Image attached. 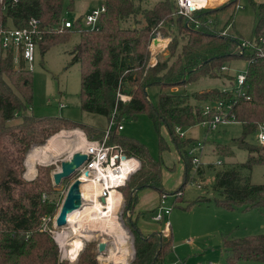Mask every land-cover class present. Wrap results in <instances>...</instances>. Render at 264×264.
Masks as SVG:
<instances>
[{
    "label": "trees",
    "instance_id": "1",
    "mask_svg": "<svg viewBox=\"0 0 264 264\" xmlns=\"http://www.w3.org/2000/svg\"><path fill=\"white\" fill-rule=\"evenodd\" d=\"M73 1L65 7V0L0 3V30L24 29L31 19L36 20L34 42L42 58L52 47L67 43L74 32L79 33V42L70 51L72 63L79 65V106L82 112L100 116L107 124L93 127L60 117L26 114L33 103L32 71L21 58L15 63L13 49L4 50L0 46V264H71L61 259L53 236L60 197L49 169L38 167L34 180L24 178L25 160L30 150L45 145L62 130L80 129L91 141H102L112 120L133 121L144 114L157 132L159 152L169 150L160 134V129L165 127L167 139L184 162L185 178L183 176L180 187L183 188L193 168L187 149L191 139H180L175 128L187 129L202 121V109L208 103L233 100L231 116L241 125V136L232 141V146L221 145L227 149L217 150L216 154L229 159L236 156L238 162L223 164L215 171L212 199L201 196L205 198L198 197L184 208L211 202L225 211L264 209V182L252 184L250 181L252 168L264 166V145L252 142L258 124L264 122V4L248 0L254 20L250 32L244 36L233 26V15L223 27L219 25L220 13L237 6L238 0H230L220 8L198 10L192 20L177 16L175 3L159 1L151 9H142L146 22L143 27L125 24L141 11L142 0H103L105 12L96 28L83 27L80 18L72 22L71 28H62L64 8L71 11ZM232 27L235 29L230 33ZM153 31L170 38L171 42L167 57L158 58L151 67L148 46ZM260 39L263 43H259ZM243 40L255 43L260 51L242 49ZM238 59L248 63L243 93L239 96L232 90L212 89L192 96L164 91L183 87L201 77L224 79L226 75L221 68ZM150 87L159 89L156 105L148 97ZM121 96L129 99L123 102ZM17 119L20 122L13 124ZM119 135L112 131L106 144L116 145L125 156L140 162V169L118 190L123 192L124 213L135 212L141 191L151 190L159 197L178 191L165 190L160 158L153 159L145 145ZM216 149L213 147L212 152ZM213 166L208 164L210 168ZM202 171L200 165L197 178H202ZM25 177L28 178L26 174ZM66 184L67 181L65 187ZM128 226L134 238V258L130 264H164L172 252V235L166 238L156 232L144 235L132 221ZM222 249L227 264L264 263V234L241 239L225 235ZM97 257L93 250L84 248L72 264H99Z\"/></svg>",
    "mask_w": 264,
    "mask_h": 264
},
{
    "label": "rangeland",
    "instance_id": "2",
    "mask_svg": "<svg viewBox=\"0 0 264 264\" xmlns=\"http://www.w3.org/2000/svg\"><path fill=\"white\" fill-rule=\"evenodd\" d=\"M69 1L70 0H65L64 7ZM159 1L164 0H142L141 6L139 7L141 11L136 15L135 19L131 18L129 19V23L125 24L128 26L143 27L146 22L142 9H151L152 6ZM213 2L208 5L209 0H206L205 6H208L204 9L223 7L229 3L230 0H215V2ZM169 3L176 4V0H169ZM101 6H104L103 0H74L73 9L71 11H68L64 8L63 18L65 21L70 22H74L76 19L80 18L82 21V26L86 27V16L90 15L93 10L99 9ZM231 15H233L234 20L233 26L236 27L240 34L244 36L247 35L253 26L254 20V12L249 4V1L238 0L237 6H233L232 8L220 13L219 16L221 17L219 19L221 21L219 25L223 27L224 23L227 22L228 17ZM232 22L233 21H231V23ZM62 28H64L63 24ZM233 29L235 28H230V33H232ZM174 31L176 32L175 29ZM152 33L154 36L152 37L148 46L150 53L148 65L151 67H153L152 59L157 60L158 58L161 59L167 57V54H169L167 48L171 42L170 38L162 36L163 34L161 35L158 33V31H153ZM78 42L79 33L74 32L67 43L52 47L43 56V58L35 50L34 61L32 62V65L26 64L23 58L20 55H16L13 51L15 63L17 64L19 58H21L25 63V67L32 71L33 103L31 108H27L26 114L33 115L35 117H60L68 120L69 122L82 123L93 127H105L107 124L104 118L84 113L81 111L79 106V65L72 63V55L70 54V51H72L73 47ZM247 64V61L244 59L227 62L225 64L227 70L224 72V74L231 79L226 76L224 79H209L201 77L195 82L189 83L183 87H175L176 90L175 88H170L165 89L164 91L166 93L189 96H192L194 93H200L212 89L230 92L231 88L235 86V78L237 75L246 71ZM28 66L31 67L29 68ZM147 92L152 104L156 105L158 101L159 89L157 87H150ZM125 98L123 102L129 99L127 97ZM191 102L195 104L193 100H191ZM18 122H20V119L15 120L13 124ZM112 122L113 126L115 125V127L118 125L123 126V130L118 132V134L127 138H132L142 143L146 146L150 156L153 159H161L163 164V186L168 191L173 192L178 190L177 192H181L183 194L182 198L176 202L175 199L171 197H169L166 201V206H171L173 203L176 206L171 209L170 215L168 217L173 247L172 252L165 259L164 264H227L225 260V253L222 249V240L225 235H230V238L233 239H241L247 236L264 234V209L248 211H225L216 206L207 207L206 205H192L187 209L184 208L187 203L194 201L198 197L201 199L205 197L212 199L215 196V193L212 190L215 171L221 168L223 164L228 165L231 162H238V158H236V156V159H229V157H223L221 155H217L216 153L217 150L227 149L226 147H221V145L232 146V141L241 136L242 130L239 123L230 122L227 124H221L217 131L209 134L205 133V131L198 126L183 129L185 138L191 139V144L187 148L188 151L192 150L193 153L198 156L201 154L200 162L201 166H203V176L202 178H197L196 173H194V168H191L187 176L189 179L186 177V180L184 181V187L180 188L183 184V176L185 178V164L180 159L177 150L167 139L168 134L165 127L160 129V134L168 143L169 150L161 154L158 147L157 132L151 120L146 115L142 114L133 121H116L115 119ZM73 131H79L81 133L80 136L84 143L85 141H91V139H89L80 129L62 130L56 133L51 138L57 136L60 133L64 135V137L60 138L61 146L54 153H51L46 158H44V161H42L41 159L43 158H41L33 165L35 170L34 177H25L27 172L25 165V180H34L37 175V168L42 167L49 169L53 184L52 176L54 173L60 170L61 163L69 160L73 154L81 152L79 151L80 146L76 145L78 143L77 138L72 136ZM50 139L47 140L45 145ZM252 142L256 143L254 138ZM43 146H39L40 148L34 147L32 150H40ZM213 147L214 149H218L212 152ZM32 150H30V152ZM41 161L43 163H41ZM210 163L214 165L213 168L208 167V164ZM75 178L76 176L67 180V187H65V181L61 182L59 186L56 187L59 194L58 196L60 197L58 202L60 203L58 211L66 196L69 186L74 180H76ZM191 179L194 180L191 181ZM250 181L252 184H261L264 182V166H255L252 168L250 171ZM197 184L200 186L202 185L200 189L197 188ZM118 192L121 195V205L115 214V219L117 227L123 234L124 241L126 240L127 242L129 255L125 261V264H130L134 258V238L128 226L129 221L137 223L144 235L152 234L154 232L161 233L165 238L169 235L165 236L162 223H156L151 220V217L153 216L152 210L158 205V194L149 190H144L139 193V202L136 209L141 214L138 219L136 212L131 213V215L126 212L124 213L125 202L123 198V192L121 190ZM82 204V210H85L89 206V202L85 201V199H83ZM53 229L55 241L56 238L62 237L61 235H66V239L64 238L65 240L63 241L65 245L61 246L56 241L60 249L61 259L64 261H68L71 264L75 262L70 258V247L68 246L70 242L75 240H79L83 243L82 250L87 248L88 250H93L95 253H97V260L99 264H119L118 259H122V256L119 254V249L125 247V244H121L120 240H118L115 235L104 232V230H100L101 228L99 227L89 230L90 227L84 226L82 233H80V236L78 237L71 235V226H69V224L63 228L57 229L54 228L53 223ZM101 243L106 245V249L102 252H99L98 246ZM115 250L118 254H116ZM112 254H116L117 260H115V258H109ZM238 264L264 263L239 262Z\"/></svg>",
    "mask_w": 264,
    "mask_h": 264
},
{
    "label": "built area",
    "instance_id": "3",
    "mask_svg": "<svg viewBox=\"0 0 264 264\" xmlns=\"http://www.w3.org/2000/svg\"><path fill=\"white\" fill-rule=\"evenodd\" d=\"M3 1L5 0H0V3ZM201 2H203V0H176V14L180 17L192 20L194 12L207 7L200 6ZM104 12V6H101L99 9L93 10L90 15L86 16L85 26L92 29L96 28L98 26L99 18ZM62 24L64 28L72 27V22L70 21H65ZM36 26V20L31 19L27 28L0 30L1 48L4 50L7 48L13 49L14 53L16 55H20L26 64L32 65L36 50V45L34 42V37L37 35ZM259 43H263V40L260 39ZM241 48L246 50L249 48H254L260 51L255 43H251L247 40H243L241 42ZM152 61V66H154L156 64V59H152ZM226 70V66L221 68V71L223 73ZM245 76L246 71L242 74L237 75V77L235 78V86L231 88V90L234 91L235 96H239L243 93L242 88L244 86ZM124 98L125 97L121 96L122 101H124ZM234 105L235 101L233 100L208 103L204 105L201 113L202 121L197 123L195 126L202 128L206 133L209 134L217 131L218 127L221 124H227L230 122L234 123L233 117L231 116V110ZM113 118L114 115H112V119ZM112 121L110 122L102 141H85V146L79 153L85 155L87 157V160L79 169L75 178L76 180L84 178L90 180L92 183H95L99 190L100 201L106 200L109 196L110 191H118L119 188L124 187L129 181L130 177L140 169V162L138 159L125 156L122 150L116 145L106 144L112 131L118 133L123 130L122 125H118L115 127V125L113 126ZM175 131L180 139L185 138V134L180 127H176ZM254 138L259 145H264V122L258 124ZM188 153L191 157V164L194 168V173H196V171L199 169V166L201 165V154L198 156L194 154L192 150H190ZM123 171H125V173H128L126 175V178H122ZM79 181L82 183L81 180ZM197 188L200 189L201 186L197 184ZM182 196L183 194L181 192L172 194L163 193L159 197L156 209L153 211L151 220L153 222L163 224V232L165 236H167L170 228L168 217L170 215L171 209L176 206L174 203L171 204V206H166V201L169 197H171L175 199L176 202L180 198H182Z\"/></svg>",
    "mask_w": 264,
    "mask_h": 264
},
{
    "label": "bare ground",
    "instance_id": "4",
    "mask_svg": "<svg viewBox=\"0 0 264 264\" xmlns=\"http://www.w3.org/2000/svg\"><path fill=\"white\" fill-rule=\"evenodd\" d=\"M205 4H206V0H203L200 6L203 7L205 6ZM80 134L81 133L79 131L72 132V136H75L78 141L76 145L80 146L79 151H81L85 146V143L83 142V139H81ZM62 137H64V135L60 133L57 136L51 138L48 141V143L45 146H43L40 150L38 149L32 150L28 154L25 162L27 168L26 176L28 178L34 177L35 170L33 168V165L36 162H38L41 158H43L41 160L44 161L45 160L44 158H46L49 154L54 153L61 146L60 138ZM42 161L41 163H43ZM127 174L128 173H125V171H123L122 178H126ZM79 180L82 181L80 187L82 192L81 196H83L82 201L83 199H85V201L89 202V206L85 210H82L83 208V204H82V207L79 210H76L68 215L67 224L71 226V235H73L74 237L80 236L79 234L82 233V229L84 226L90 227L89 230L96 229L99 227L101 228L100 230H104V232H108L110 234L115 235L118 238V240H120L121 244H125V247L119 249L120 250L119 254L120 256H122L121 257L122 259L121 260L118 259L119 264H125V261L129 255L127 242L126 240L124 241L123 234L121 230L117 227V223L115 219V214L121 205V195L117 190H112L110 191L107 199L104 200L103 203H101L97 185L95 183H92L88 179L81 178ZM61 236L62 237L56 238V241L62 246L65 245L63 241L66 239V235H61ZM68 246L70 247L69 249L70 254L68 252L67 253L70 255L72 261H75V259L79 255V252L83 248V243L79 240H75L73 242H70ZM116 254H118L117 251ZM116 254L114 255L112 254L109 258L111 259L115 258V260H117Z\"/></svg>",
    "mask_w": 264,
    "mask_h": 264
},
{
    "label": "water",
    "instance_id": "5",
    "mask_svg": "<svg viewBox=\"0 0 264 264\" xmlns=\"http://www.w3.org/2000/svg\"><path fill=\"white\" fill-rule=\"evenodd\" d=\"M87 157L81 153H75L72 157L61 163L60 170L53 174V185L58 187L63 181H67L78 173L79 169L86 162ZM81 182L74 180L69 186L66 196L59 208L55 218L54 228L60 229L67 225L68 215L79 210L82 207V196L80 192ZM102 203L104 200L101 201ZM106 249L104 243L99 244L98 251L102 252Z\"/></svg>",
    "mask_w": 264,
    "mask_h": 264
},
{
    "label": "crops",
    "instance_id": "6",
    "mask_svg": "<svg viewBox=\"0 0 264 264\" xmlns=\"http://www.w3.org/2000/svg\"><path fill=\"white\" fill-rule=\"evenodd\" d=\"M215 2V0H209V3H208V5H210V3H212V2ZM218 1V0H217ZM256 3H258V4H264V0H254ZM213 2V3H214ZM207 5V6H208ZM221 17V16H220ZM175 90H176V88H175ZM173 92V91H172ZM206 133V132H205ZM165 188V187H164ZM165 190H167L166 188H165ZM149 191H151V190H149ZM168 191V190H167ZM142 192V191H141ZM152 192H154V191H152ZM168 192H172V191H168ZM174 192V191H173ZM156 193V192H155ZM81 194H82V192H81ZM157 194V193H156ZM158 200H159V197H158ZM138 202H139V198H138ZM138 202H137V204H138ZM202 205H206L207 207H211V206H213V207H215V205L213 204V203H201V204H197V205H194V206H202ZM137 207V206H136ZM154 210V209H153ZM135 212H136V214H141L140 212H138L137 211V209L135 208ZM143 233V232H142ZM155 233V232H154ZM144 234V233H143ZM153 234V233H152ZM169 234H171V231H170V228H169V232L167 233V235H169ZM172 235V234H171ZM119 242V241H118Z\"/></svg>",
    "mask_w": 264,
    "mask_h": 264
}]
</instances>
